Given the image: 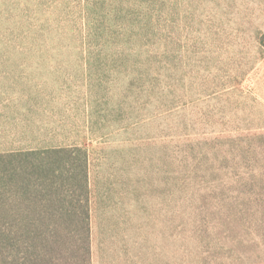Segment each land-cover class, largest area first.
<instances>
[{
	"label": "rangeland",
	"instance_id": "obj_1",
	"mask_svg": "<svg viewBox=\"0 0 264 264\" xmlns=\"http://www.w3.org/2000/svg\"><path fill=\"white\" fill-rule=\"evenodd\" d=\"M98 1L0 0V152L88 147L95 264H264V0H146L92 35Z\"/></svg>",
	"mask_w": 264,
	"mask_h": 264
},
{
	"label": "trees",
	"instance_id": "obj_2",
	"mask_svg": "<svg viewBox=\"0 0 264 264\" xmlns=\"http://www.w3.org/2000/svg\"><path fill=\"white\" fill-rule=\"evenodd\" d=\"M145 1L84 4L87 27L98 35L96 25L109 19L116 22L117 15L132 24L136 15L150 23L154 10ZM143 6H147L145 12ZM149 29L148 24H139V30ZM98 38L89 36L88 41L90 47L95 43L98 48V62L105 48L111 49L109 57L116 66L134 56L125 45L114 47ZM148 52V61H142L135 75L150 76L155 95L163 85L159 65L164 53L154 43ZM90 164L88 147L78 143L26 153L0 152V264H95Z\"/></svg>",
	"mask_w": 264,
	"mask_h": 264
}]
</instances>
